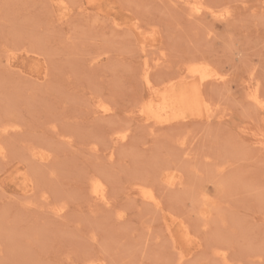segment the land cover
<instances>
[{
  "label": "rangeland",
  "instance_id": "374dc122",
  "mask_svg": "<svg viewBox=\"0 0 264 264\" xmlns=\"http://www.w3.org/2000/svg\"><path fill=\"white\" fill-rule=\"evenodd\" d=\"M191 1L0 0V264H264V0Z\"/></svg>",
  "mask_w": 264,
  "mask_h": 264
},
{
  "label": "bare ground",
  "instance_id": "6f19581e",
  "mask_svg": "<svg viewBox=\"0 0 264 264\" xmlns=\"http://www.w3.org/2000/svg\"><path fill=\"white\" fill-rule=\"evenodd\" d=\"M196 1H198V0H196ZM192 3H191V5H192ZM200 3H201V1H200ZM201 4H199V3L197 4L195 2V0H194L193 6H192L193 8L191 7L192 8V11H194L195 13H199L200 11L201 12H204L205 9H203L204 11L201 10V8L203 6V5L201 6ZM210 10H211V13H212V10L213 9H210ZM215 11H218V10H215ZM223 11H224V9L223 10H220L218 12H221L222 13ZM224 13H227V11L224 12ZM190 63L192 64V62H190ZM191 64H190V66L188 65V67L184 71L185 74L183 76L184 77V80L190 79V80H188L189 81L188 83H190V81L192 83H194L195 81L200 82V83H203V82H206V81H209V80L218 81L219 79H221V75L219 74L220 72H217V70H214L213 68H210V70L207 69L208 66L206 64H205V67L207 66L206 68L198 67L197 66L198 64L197 65H191ZM147 70H148L147 68H146V71L144 70V72H145L144 75L145 76L143 75V77H144L146 86L148 87L149 90H151V93H152L151 99L148 101V103L146 104V106L143 108L144 113H147V117L153 119L156 123H164V124H165V122H168V121H170L172 119L185 118L186 115H184L183 112L182 113H178L179 108L182 105H185L186 104V102L184 101V99L183 98H180L181 93L178 94V96L175 99L170 100L167 97V95L165 94L166 89H164V87L162 89H158V88H155L152 84H150L151 82H150V80H149V78L147 76V74H148L147 73L148 72ZM222 76H223V74H222ZM184 82L185 81H183V83ZM179 90H181V89H179ZM175 91H177V90H175ZM257 93L258 92H256V89H251V91L248 92V95H249V97L252 100L255 101V103L258 106H260L262 100L261 99H258V94ZM188 101L189 102L187 104H190L194 100L193 101L192 100H188ZM108 109H109L108 107L102 105V106H100V109L99 110L102 111V112H107ZM160 125H162V124H160ZM121 132H123V131H121ZM261 136H264V135H261ZM124 138H125V134L124 133H121V134L117 135V139H124ZM256 141H257V143L258 142L260 143V146L261 147L264 146V137L258 138V139H256ZM92 192H93L94 197L97 200H101L102 201L105 198V196H104V194H105L104 192L105 191H104V189L102 188V186L98 182H96V183L94 182V184L92 186ZM144 195L148 199H152L154 197L150 191L149 192L148 191L145 192ZM204 211H205V209H204ZM215 254L216 255H220V257H221L222 260H224V259L227 258L224 255L223 251H221V252L220 251H215Z\"/></svg>",
  "mask_w": 264,
  "mask_h": 264
}]
</instances>
